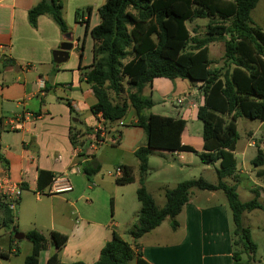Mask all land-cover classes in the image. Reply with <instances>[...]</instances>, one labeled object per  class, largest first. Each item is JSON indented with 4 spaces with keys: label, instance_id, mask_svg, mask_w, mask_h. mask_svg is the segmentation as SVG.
I'll return each instance as SVG.
<instances>
[{
    "label": "crops",
    "instance_id": "0c3cea01",
    "mask_svg": "<svg viewBox=\"0 0 264 264\" xmlns=\"http://www.w3.org/2000/svg\"><path fill=\"white\" fill-rule=\"evenodd\" d=\"M38 1L0 0V176L7 175L21 188L12 222L17 232L34 229L46 238L52 230L63 233L66 240L57 253L60 264L76 261L90 264L97 259L102 245L110 239L112 230L126 242H132L127 233L132 217L125 220L119 218L121 194L119 199L116 195L123 184L115 181L117 178L107 167H127L132 181L126 184H138V174L135 176L133 173L138 167L134 151L145 146V135L143 138L138 131L142 128L134 125L136 117L131 107L116 124L120 129L118 135L114 134L113 127L105 129L103 118L91 112L95 97L84 78L90 63L82 60L85 38L78 49L77 38L72 39L69 32L77 28L75 18L71 26L65 23L67 29L64 33L47 14L38 15L32 27L27 21V10ZM69 1L72 9L95 3L97 14L96 0H60L64 18ZM86 12V15L81 13L80 19L84 25L87 20L89 26L91 10ZM67 41H71L67 57L60 62L53 61L52 51ZM39 80H42L41 85ZM199 84L182 78L157 77L141 92L150 101L153 90L162 97L171 93L175 100H182L175 103L177 114L171 117L184 120L180 143L197 152L202 150L203 140L201 134L200 137L191 134L188 123L198 120L196 109L202 98ZM64 100L69 101L75 115L69 113ZM149 108H143L141 113L147 116ZM9 118L16 119L14 128L10 129L5 124ZM98 125H102L104 130L103 140L91 149L88 146L90 132ZM70 136L75 146L71 144ZM252 136L250 134L249 139ZM262 144V138L247 143L248 146H256L260 152ZM101 146H108L107 150H111L110 160L97 155L103 150H99ZM159 152L160 155H174L180 159L187 151ZM76 153H81L82 157L78 158ZM129 155L132 158L126 160L124 156ZM86 161L99 165V169L88 178L80 170L81 164ZM263 161L258 164L261 166H256V175L264 172ZM146 163L148 167L149 155ZM168 166L171 167V164L168 163ZM179 166L181 168V164ZM103 167L105 173L102 172ZM235 168L237 172L236 164ZM257 178L260 190H255L254 196L264 209V174ZM208 183L215 184L216 181ZM65 185L70 188L62 190ZM50 188L53 189L51 192ZM133 189L135 191L136 188ZM127 210L130 213L129 205ZM173 219L175 226H171V219L166 217L135 240L145 261L149 264H232V223L220 189H191L187 202ZM245 227L255 245L253 260L257 264L264 256L255 259L257 243L251 226ZM13 233L10 230L7 235L10 237ZM125 233L127 239L123 236ZM52 251L50 245L43 249V253L40 250L38 264H45Z\"/></svg>",
    "mask_w": 264,
    "mask_h": 264
},
{
    "label": "trees",
    "instance_id": "16d2710c",
    "mask_svg": "<svg viewBox=\"0 0 264 264\" xmlns=\"http://www.w3.org/2000/svg\"><path fill=\"white\" fill-rule=\"evenodd\" d=\"M256 2L104 0L97 8L98 22L89 27L88 21H85L84 32H88L92 40L91 61L84 73L85 82L95 97L91 112L100 113L104 128L108 130L117 128L116 124L131 107L136 117L134 125L141 127L145 133V146L134 151L138 161L135 195L139 208L136 221L127 231L132 242H126L112 230L110 239L102 245L97 259L90 264H127L129 261L149 264L141 257L135 240L166 217L171 219V226H175L173 218L187 202L191 189H220L223 192L232 223V264H250L253 260L255 245L248 228L241 226L240 219L243 212L261 208V205L255 196L244 202L238 200L235 186L225 184L223 178L236 174L233 155L237 138L236 117L264 121V29L252 24L249 17ZM61 9L60 0H39L27 10V21L34 27L37 16L47 14L64 33L67 28ZM89 10L87 7L86 11ZM197 18L209 19L201 37L194 33L191 35L186 27V21ZM215 40L223 43L220 63H213L208 58L207 44ZM157 77L182 78L200 83L202 98L196 109L203 140L200 152L180 143L183 119L152 113L144 116L141 113L143 108L152 106V102L141 95L142 89ZM64 103L69 113L75 115L69 101L64 100ZM224 115H229V118L225 120ZM69 139L75 146L71 136ZM153 150L193 152L202 164L218 162V167L214 169L216 183L211 184L201 178L179 181L163 191L165 202L157 208L143 186L147 157ZM76 156L79 158L82 154L76 153ZM262 161L263 156L257 150L252 162L258 165ZM121 168L122 176L115 181L120 184L132 181L128 168ZM98 169L99 165L94 161H86L80 167L86 178ZM0 210V225H12L11 210L2 201ZM11 230L17 232L13 227ZM23 237L31 243V251L24 256L22 264H38L39 251L49 245L53 251L45 264H60L57 253L65 243V234L52 230L46 238L32 229ZM0 256L8 257V253L0 252ZM68 264L84 263L76 261Z\"/></svg>",
    "mask_w": 264,
    "mask_h": 264
},
{
    "label": "rangeland",
    "instance_id": "374dc122",
    "mask_svg": "<svg viewBox=\"0 0 264 264\" xmlns=\"http://www.w3.org/2000/svg\"><path fill=\"white\" fill-rule=\"evenodd\" d=\"M103 1L104 0H96V3L98 4L97 6H99ZM94 4L91 3L90 5H80L79 7L72 9V3L71 1H69L65 13L66 15H64L65 18L63 17V12H61L62 18L67 25L71 26L73 18H75V21L77 22L76 30L74 32H69L71 33L72 39L77 38L78 49L80 48L81 43H83V39L85 38L81 50L84 57L82 60L84 62H90L91 39L88 32H86V34L84 35V21L82 22L80 18L81 13H83V15H86V8L89 7L91 10L89 27L95 25L98 22V16L96 14V6ZM249 17L252 24L259 26L261 29H264V0H257L254 7L249 12ZM208 21L209 19L207 18L192 19L191 21H186V27L191 35L194 33L195 35L201 37L204 35L205 25ZM212 21L214 22V20ZM207 47L209 60L213 63H220L223 52L222 41L215 40L208 43ZM125 87L126 86L124 85V88ZM147 92L148 90L146 89L145 93ZM151 99L152 106L149 108L150 113L162 116H176L178 107L175 105L176 100L174 99V95L169 93L162 97L158 92L153 90ZM223 117L225 120H227L229 118V115H224ZM188 124L191 129V134L193 136L200 137L201 122L199 120H196L194 122H189ZM235 126L237 138L234 143L233 153L237 166V174H235V176L223 178V182H225V184L227 185L235 184L236 193L238 194L237 198L241 202H244L254 197L255 190H260L258 187L260 186V183L257 180L258 174L256 175L255 172H257L256 166L261 165H255L252 162L256 158L257 148L253 145L248 146L247 143L250 142V140H257L259 138H262L264 142V122H260L257 119H249L242 116H237L235 119ZM116 130H118L119 132H117ZM138 131H141V135L144 138L145 133L143 129ZM113 132L114 134L118 135L120 133V129L113 128ZM250 134H253L251 139H249ZM260 148L264 156V145L262 144ZM101 149L103 150L101 152H98L97 155H101L103 159H109L108 157H112L111 150H107L109 149L108 146L99 147V150ZM159 151L160 150H153L149 154V163L148 167L146 166V176L143 180L146 182L145 190L146 192L150 193L157 208L162 207L165 202L163 191L165 189L172 188L179 181L198 178H201L207 182L216 181L214 169L218 167V163L204 165L200 162L198 155L193 152H186L185 154H183L182 158L179 159L174 155H160ZM124 158H126V160H129L127 158H132V156H124ZM168 163L171 164V167L168 166ZM180 164L181 168H179ZM107 168V170L109 171L113 170L110 167ZM104 170L105 167L102 168V172H104ZM137 170L138 167L133 171L135 176L138 174ZM120 187H122L120 188L121 193L119 192L116 195V198L119 199V194H121V212L119 218H121V220H125L129 217H132V225L136 221L135 215L137 209L139 208V202L136 199L133 187L137 188L138 184L137 182H134V184L123 183V186ZM117 204L119 206L118 201ZM128 205L130 206V213L127 210ZM15 210L16 209L11 210L12 216L15 213ZM116 213H118V211H116ZM241 215V226H251L252 236L257 243V250L255 251L254 257L255 259H258L260 255L264 256V209L261 207L251 210L247 213L244 212ZM11 229L12 225H10L9 223L5 226L0 225V252L8 253V257L0 256V264H22L24 256L29 254L31 251V243L26 238L23 237L21 239H14L7 235V232ZM123 236L125 239L128 238L126 233ZM41 252L43 253V249L41 250ZM240 255L242 258L244 257L243 254ZM127 264H133V262L129 261L127 262ZM257 264H264V257Z\"/></svg>",
    "mask_w": 264,
    "mask_h": 264
},
{
    "label": "built area",
    "instance_id": "2783aa9c",
    "mask_svg": "<svg viewBox=\"0 0 264 264\" xmlns=\"http://www.w3.org/2000/svg\"><path fill=\"white\" fill-rule=\"evenodd\" d=\"M39 84H42V80H39ZM182 100L179 98L176 100V103H180ZM99 116L101 117L100 113L98 112ZM102 118V117H101ZM14 118L6 119L5 124H7L8 128H14L15 121ZM91 139L88 144L89 148L93 149L97 144H99L103 140L104 130L102 125H98L91 129ZM123 170L120 166L115 167L111 171V175L115 178H119L122 176ZM70 188L69 185H65L62 187V190H68ZM59 189V190H61ZM53 189L50 188L49 192ZM21 188L10 181L7 175L3 174L0 176V198L2 202L6 204L9 210H14L17 200L20 196Z\"/></svg>",
    "mask_w": 264,
    "mask_h": 264
},
{
    "label": "water",
    "instance_id": "95a60500",
    "mask_svg": "<svg viewBox=\"0 0 264 264\" xmlns=\"http://www.w3.org/2000/svg\"><path fill=\"white\" fill-rule=\"evenodd\" d=\"M48 2V0H46ZM71 47V43L69 41L63 42L59 49H55L52 51V59L55 62H60L63 61L67 57V50ZM74 120V118H72ZM13 238L14 239H21L24 236V233L21 232H15L13 233ZM251 264H255L254 260H251Z\"/></svg>",
    "mask_w": 264,
    "mask_h": 264
}]
</instances>
